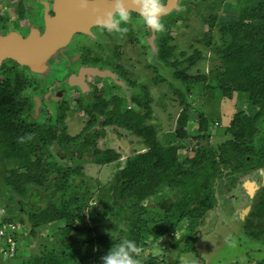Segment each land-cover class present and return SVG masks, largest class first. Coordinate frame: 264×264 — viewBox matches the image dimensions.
I'll list each match as a JSON object with an SVG mask.
<instances>
[{"label":"trees","instance_id":"1","mask_svg":"<svg viewBox=\"0 0 264 264\" xmlns=\"http://www.w3.org/2000/svg\"><path fill=\"white\" fill-rule=\"evenodd\" d=\"M249 5L252 13L249 22L226 19L221 22L223 44L216 46L214 52L225 67L221 96L232 97L235 92L248 94L249 106L258 107V112L253 116L239 111L231 126L225 131L217 129L216 139L205 145L200 140L210 131V120L200 113L197 133L192 134L188 123L193 107L186 103L185 97L177 127L164 144L157 127L148 124L153 112L152 99L148 96L134 95L130 102L135 104L134 109L127 108L128 100L117 97V106L124 109L121 114L108 115L103 110L106 121L101 128L96 129V120L92 119L86 133L70 135L62 117L49 118V123L28 115L26 103L16 100L18 82L23 81L19 76L0 84V154L15 160L18 166L16 173L5 175V188L21 198L24 210L33 212L30 216L33 228L59 224L53 236L60 243L61 252L48 251L30 262L36 259L37 264H102L101 258L127 239L139 249L136 256L139 264H160L157 257L146 254L150 238L173 232L188 220L189 232L181 239L188 237L194 243L198 225L218 206L219 181L237 173L264 170V127L260 128L258 123L264 117V0H250ZM214 16L211 12L204 21L214 26ZM173 55V45L162 53L166 60ZM199 58L197 54L187 60L193 64ZM170 64L177 66L178 60ZM4 68L5 73L11 71L8 75H12V69ZM178 76L194 85L207 80L206 76L191 77L185 71H179ZM175 93L183 97L180 90ZM109 125L133 132L144 146L142 152L128 156L110 189L100 192L111 212H104L103 217L111 214L125 223L114 233L97 223L99 214L91 226L78 225V221L81 225L85 223L82 208L68 193L77 182L73 170L63 163L66 159L73 162L84 156L91 157L98 165L119 160L121 154L115 149L97 147V140L105 136L103 127ZM187 140H198L190 152L185 145ZM207 150L212 153L211 157L206 154ZM152 198L157 203L147 202ZM45 201V208H40L38 202ZM2 219L16 222L12 218ZM240 223L243 234L252 242L264 244V182L255 195L254 206ZM187 250L196 251L193 246Z\"/></svg>","mask_w":264,"mask_h":264},{"label":"rangeland","instance_id":"2","mask_svg":"<svg viewBox=\"0 0 264 264\" xmlns=\"http://www.w3.org/2000/svg\"><path fill=\"white\" fill-rule=\"evenodd\" d=\"M165 1L161 0V2ZM249 3L250 0H176L173 9L160 17L163 30L153 31L141 18H138L139 16L134 15V24L128 23L131 27L121 25L126 31H123L124 34L118 31L122 33V36L117 41L115 37L110 39L108 47H100L99 41L102 43L107 41L105 31L100 27L92 29L94 37L74 36L73 45L70 44L69 48L65 47V50H68L67 56H72L74 53V56H78L80 53H76V50L79 51L85 47L92 53H97V57L98 55H104L103 58L110 56L108 63L103 64L109 68H114L116 65L123 66L122 81L126 79L127 82H123L125 87L119 88L114 86L111 79L96 78L94 80L97 83L94 84L96 87L93 93H85L90 96V101H87L85 95L75 88L71 96L55 98L52 104L49 100V112L55 111L57 118L62 117L68 134L78 135L90 129L89 120L92 119L96 120L94 127L101 128L100 125L106 121L101 111L104 110V114L108 115L122 113L124 109L117 106L115 96L128 100V107H126L129 109L131 106L134 109L136 106L130 103L131 98L136 94H142L152 99L153 112L148 124L157 127L158 135L165 144L177 127L179 115L185 106V103L182 104L185 97L186 103L193 107L188 130L192 134L197 133L199 114H206L211 128L200 142L204 145L210 143L214 137L216 139V130L225 131L231 126L239 111L253 116L258 112V107L249 106L248 94L242 95L235 92L232 97L221 96L220 87L225 67L219 55L214 52L216 46L223 44L220 39L221 22L224 19L249 22L252 19ZM32 4L33 2L28 0H0V23L8 26L14 22V25H18L19 19L28 18L32 14ZM211 4L213 9L210 7ZM30 10L31 13H29ZM211 12L216 18L214 26L204 21ZM40 22L42 23L41 19ZM172 45L174 55L166 60L162 53ZM197 54H200V58L195 63L192 64L187 60ZM176 60H178L177 66L170 64ZM6 64H8L7 67H13L15 70L12 75H8L7 72L5 73V68H1L0 84H4L12 76H20L24 86L20 88L21 81L18 82L16 100L26 103L28 95L35 98L30 99L26 109L28 115L34 113L38 117L39 108L34 103L40 94L38 86H42L45 90L51 81L66 79L67 69L70 70L71 63L59 52L47 62L49 72L46 75H38L30 70L25 71L23 66L13 65L11 60L6 61ZM179 71H185L186 75L191 77L206 76L207 80L200 85L189 84L179 78ZM38 82H40L39 85ZM177 89L181 91L183 97L175 93ZM47 96L45 99H48ZM83 98L84 101L80 102L79 99ZM44 119L46 120L44 117L40 118L39 121L42 122ZM258 123L260 128H263L264 117ZM103 128L105 136L97 140V147L101 150L115 149L121 154L119 160L98 165L91 157L84 156L73 162L66 159L63 163L68 164L73 170L72 175L77 182L70 187L68 193L69 197L78 200L77 204L82 208L85 223L81 225L78 221V225L91 226L92 220L99 214L97 223L114 233L124 227L125 223L111 214L103 217L104 212H111L102 200L100 192L110 189L115 182L117 172L124 166L128 156L137 151L142 152L144 146L141 139L131 131L115 125ZM196 142L198 143V140L186 141L185 145L189 152ZM206 154L209 157L212 155L209 150ZM47 160L50 158L48 157ZM17 167L15 160L5 159L0 154V218L16 220L22 225L24 231L17 254L12 257L0 252V264H29L35 256H44L46 252L52 250L60 253L62 250L60 243L55 242L56 237L53 236V231L58 230L59 224L53 223L33 228L30 220L33 212L24 210L20 204L21 198L11 189L5 188V175L16 173ZM76 169L80 171L77 172ZM262 177L264 178V170L242 172L232 177H225L219 181L216 188L218 206L208 214L202 224L198 225V236L194 243L191 238L188 240V237L181 239L182 235L189 232L188 220H184L173 232L150 238L146 254L157 257L160 264H259L263 262L264 244L252 242L243 234L240 223V220H243L250 211ZM148 201L151 205L157 203L154 198ZM38 205L44 209L46 201L38 202ZM191 246L196 251L187 250ZM35 261L30 264H37L38 262L35 263Z\"/></svg>","mask_w":264,"mask_h":264},{"label":"water","instance_id":"3","mask_svg":"<svg viewBox=\"0 0 264 264\" xmlns=\"http://www.w3.org/2000/svg\"><path fill=\"white\" fill-rule=\"evenodd\" d=\"M161 3L163 11L160 17L173 9L176 0ZM45 5L47 9L54 11V15L46 19V29L43 33L32 32L24 37L18 31L10 30L6 34H0V66L8 60H13L21 66L32 65L43 58L42 65L45 64L46 67L54 53L66 47L75 34L90 33L91 28L100 25L97 23L98 17L112 10V0H92L87 8L81 6V0H54L52 5ZM130 12L137 13L134 9ZM86 75L106 77L111 74L98 68L85 67L72 76L70 83L86 91Z\"/></svg>","mask_w":264,"mask_h":264},{"label":"flooded vegetation","instance_id":"4","mask_svg":"<svg viewBox=\"0 0 264 264\" xmlns=\"http://www.w3.org/2000/svg\"><path fill=\"white\" fill-rule=\"evenodd\" d=\"M28 1L33 2L32 6H31V10L33 9L32 14H30V16L28 18L19 19L18 25H14V22H12V21H11L12 24H9L8 26L2 25V23H0V34H6V33L10 32V30H16L19 33H21L22 36L27 37L32 32H36L38 34H41L45 31L46 19L48 17H51L54 15V11L52 9H47V6L45 4L50 3L52 5L54 0H28ZM39 5L42 7H40ZM33 6H34V8H33ZM31 10L29 11V13H31ZM19 15H21L20 12H19ZM134 15L139 16L135 12H130V20L128 22L129 24H132V23L134 24ZM138 18H140V17H138ZM13 19H16V18L13 17ZM40 19H41L43 24L40 22ZM128 23L123 24V25H125V26L127 25L128 27H131V26H129ZM95 27H100L102 30H104L106 37H107V41L105 43H102V41H99L100 47H105V46L108 47V43H109L110 39L112 40L115 37V40L117 41L118 39H120V36H122L121 35L122 33L118 32V31H112V32L106 31L100 25L95 26ZM95 27H93V28H95ZM93 28L90 29V33H78V34H75L74 36L79 35V37H81L84 35H89V36L94 37L93 31H92ZM123 34H124V32H123ZM74 36H73V38H74ZM73 38L71 39V41L69 42L67 47L70 44H71V46L73 45L72 44ZM81 49L83 51L82 50H79V51L76 50V53H78V52L80 53L78 56L77 55L74 56L75 53L72 54V56H67L68 50L66 49L67 50L66 51L65 47L59 49L58 51H56L54 53L53 57L56 56L57 54H59V52H61L64 55V57H66L68 59L69 63H71L70 64V70L67 69L68 76L66 79H64L62 81H60V80H56V82L51 81V83L46 87L45 90L42 86H38V90L40 89L39 90L40 94H39V97H36V100L34 101V103L37 106V108H39L38 117L39 116L40 117L39 118L36 117V115L34 113L32 115L30 114L29 115L30 117L33 116V118L37 121H39V119L43 118V117L46 118V120L44 119L43 121H47L49 119V117L54 120V116H56V112L54 111V112L50 113L48 110V108H49L48 105L50 103L51 104L54 103L53 100L55 98H60V97L66 98L68 96H71V94L75 91V88L80 90V92L83 93L84 95L86 92L93 93V91L95 90L94 88L96 87L94 84L97 83V82H95L96 80H94L96 78L111 79L114 83V86L119 87V88L125 87L123 82L126 81V79L124 81H122L123 75L121 73L123 68H124L123 66L116 65V66H114V68L113 67L109 68L106 64H103V63L104 62L108 63V61L110 60V56H106L105 58H103L104 55H98L99 57H97V53L96 54L92 53L90 50H88L89 48L85 47V48H81ZM103 49H105V48H103ZM81 52H83V55H81ZM93 52H94V50H93ZM52 58H50V59H52ZM42 60H43V58H41L40 60H38L37 62H35L32 65H25L23 67L26 69L25 71L30 70L32 73H35V74L38 73V75H46L49 72L48 71L49 69H48V66H46V67L44 66L45 64L42 65ZM12 62H13V65L14 64H16L17 66L19 65L17 63H14L13 60H12ZM7 66H8V64H3L2 66H0V69L3 67H7ZM85 67H93V68H98L100 70L109 71V74H111V75H107L106 77H96V76L86 75V83L88 84V89L86 91H83L80 87L73 86L70 83V81H71V78L73 75H75V74L77 75L79 73V71ZM7 68H8V70L12 69V72L15 70V69H13V67H7ZM10 72L11 71H8V73H10ZM112 75H114L115 77H113ZM20 79H22V78L20 77ZM101 82H103V81H101ZM39 84H40V82H38V85ZM23 86L24 85L22 82L20 85V88L21 87L23 88ZM46 95H48L47 96L48 99H45ZM84 95H83V97H84ZM117 97L118 96H115L114 99H116ZM31 98L32 97H30V95L27 96L26 104L29 103L32 99H35V98H32V99ZM120 98H122V97H120ZM85 99L87 101L91 100L89 95H85ZM49 100H51L50 103H49ZM79 101L80 102L84 101V98L81 100L79 99ZM38 102H40V105H38ZM130 108H131V106H129V109ZM260 171H263V170H259L258 172H260ZM263 182H264V178L262 177L261 178V185L258 187L256 193L262 187ZM252 201H253V203H252L251 207L254 206L255 196H254ZM250 210H251V208H250Z\"/></svg>","mask_w":264,"mask_h":264},{"label":"clouds","instance_id":"5","mask_svg":"<svg viewBox=\"0 0 264 264\" xmlns=\"http://www.w3.org/2000/svg\"><path fill=\"white\" fill-rule=\"evenodd\" d=\"M92 0H81V6L87 8ZM135 10L144 24L153 31L163 30L160 15L163 11L161 0H112V10L98 17L97 23L106 31H126L121 25L130 20V11ZM139 249L133 241L125 239L117 248L101 258L102 264H139L136 256Z\"/></svg>","mask_w":264,"mask_h":264},{"label":"built area","instance_id":"6","mask_svg":"<svg viewBox=\"0 0 264 264\" xmlns=\"http://www.w3.org/2000/svg\"><path fill=\"white\" fill-rule=\"evenodd\" d=\"M22 225L15 221H5L0 218V252L14 257L23 238Z\"/></svg>","mask_w":264,"mask_h":264}]
</instances>
